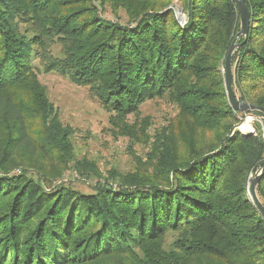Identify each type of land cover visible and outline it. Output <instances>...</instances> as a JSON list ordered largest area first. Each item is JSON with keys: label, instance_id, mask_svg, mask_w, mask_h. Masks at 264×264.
Masks as SVG:
<instances>
[{"label": "trees", "instance_id": "trees-1", "mask_svg": "<svg viewBox=\"0 0 264 264\" xmlns=\"http://www.w3.org/2000/svg\"><path fill=\"white\" fill-rule=\"evenodd\" d=\"M174 1L0 0V264H264V218L249 192L264 166V115L233 109L221 71L240 31L238 7L180 0L181 23ZM245 1L249 34L233 54L234 89L264 106V0ZM35 58L87 87L119 134L152 141L146 162L105 177L73 160V129ZM154 99L171 101L177 121L149 136L147 120L137 130L127 119ZM248 114L263 122L247 133L238 126ZM60 154L97 177L90 190L47 185L55 178L43 159ZM257 194L264 205V175Z\"/></svg>", "mask_w": 264, "mask_h": 264}, {"label": "rangeland", "instance_id": "rangeland-1", "mask_svg": "<svg viewBox=\"0 0 264 264\" xmlns=\"http://www.w3.org/2000/svg\"><path fill=\"white\" fill-rule=\"evenodd\" d=\"M170 7L181 23L187 21V14L180 0H175ZM101 12L100 14L103 15ZM118 12L122 21H125L127 16L124 11L119 9ZM104 15L109 18L115 17L109 6ZM54 50L58 53L59 47L54 46ZM34 62L38 66L36 58ZM37 71L40 81L47 87L50 102L59 111L63 125L73 129L71 135L74 148L71 157L73 160L95 163L105 177H109L107 172L110 169L127 173L134 171L140 163L146 162L145 155L150 151L149 143L152 141L145 140L141 134L140 137L135 135L132 138L119 134L118 129L110 123V113L91 97L87 87L79 86L56 72H45L40 66ZM221 71L224 73L223 66ZM176 114L177 109L171 101L154 99L142 104L138 113L130 114L127 120L137 130L143 126L142 120H147L150 123L148 134L151 136L157 130L174 122ZM249 126V130H245L241 123L238 129L247 133L254 132L255 125L249 124ZM261 126L264 129V124ZM61 157L60 154L59 159L55 158L53 162L43 159V173L49 172L50 178H55V180H47V185L63 182L79 190H90L97 180L96 176L90 175V169H83L81 173L74 162L67 165ZM19 169L16 168L13 172L18 173Z\"/></svg>", "mask_w": 264, "mask_h": 264}, {"label": "water", "instance_id": "water-1", "mask_svg": "<svg viewBox=\"0 0 264 264\" xmlns=\"http://www.w3.org/2000/svg\"><path fill=\"white\" fill-rule=\"evenodd\" d=\"M239 13H240V20H241V27L240 31L236 33L235 39L233 40L229 51L227 53V56L224 61V83L228 96V100L233 107L234 110L246 113L249 111H260L264 115V106H258L256 104H253L252 102H247L240 100L235 92V87L233 83V71H232V58L234 52L237 50V48L240 46V43H238V40H240L242 37L247 38L249 34V25H250V10L247 7V3L245 0H234ZM264 175V166L261 167L259 171H257L252 177L250 182V196L252 201L254 202L255 206L260 211L262 217L264 218V205L262 201L259 198V195L257 194V185Z\"/></svg>", "mask_w": 264, "mask_h": 264}, {"label": "built area", "instance_id": "built-area-1", "mask_svg": "<svg viewBox=\"0 0 264 264\" xmlns=\"http://www.w3.org/2000/svg\"><path fill=\"white\" fill-rule=\"evenodd\" d=\"M245 122H243V124L247 123L248 125H252L254 124L255 121H260L261 123L263 122V116L261 117H256L254 115L248 114L245 118H244Z\"/></svg>", "mask_w": 264, "mask_h": 264}, {"label": "bare ground", "instance_id": "bare-ground-1", "mask_svg": "<svg viewBox=\"0 0 264 264\" xmlns=\"http://www.w3.org/2000/svg\"><path fill=\"white\" fill-rule=\"evenodd\" d=\"M249 128H250V126L247 123L243 124V129L249 130Z\"/></svg>", "mask_w": 264, "mask_h": 264}]
</instances>
